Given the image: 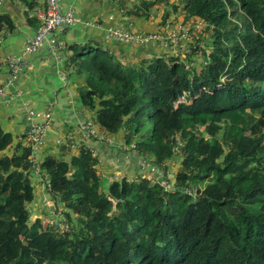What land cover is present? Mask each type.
I'll list each match as a JSON object with an SVG mask.
<instances>
[{
    "label": "trees",
    "instance_id": "16d2710c",
    "mask_svg": "<svg viewBox=\"0 0 264 264\" xmlns=\"http://www.w3.org/2000/svg\"><path fill=\"white\" fill-rule=\"evenodd\" d=\"M19 1L30 16L36 0ZM152 11L191 28L187 58L74 47L64 69L85 77L101 133L164 176L106 184L86 144L49 154L58 213L32 219V149L10 155L0 124V264H264V0H137L131 13ZM14 30L0 14V35Z\"/></svg>",
    "mask_w": 264,
    "mask_h": 264
},
{
    "label": "crops",
    "instance_id": "0c3cea01",
    "mask_svg": "<svg viewBox=\"0 0 264 264\" xmlns=\"http://www.w3.org/2000/svg\"><path fill=\"white\" fill-rule=\"evenodd\" d=\"M61 2L64 9L73 7L80 20L77 27L61 35L65 46L60 56L64 58L65 63L75 56L72 51L74 47L87 49L102 47L117 55L120 60L127 62L157 57L164 53L155 46L144 49L105 41V33L111 27L122 26L141 33L153 32L145 29L158 28L161 16L154 19L152 16L146 20V22L154 20L151 22L152 26H149L143 22L145 19L131 13L134 0H61ZM35 3L34 11L30 16L26 12V5L19 0H2L0 4V14L10 16L15 25L13 32L6 31L0 35V89L8 81L7 61L11 57L23 55L27 40L35 35L40 25L37 11L46 5V0H36ZM170 19L160 26L162 31L160 29L158 32L167 31V23ZM29 63L31 68L20 76L17 88L19 92L15 93L14 89H8V92L12 94L11 99L0 101V124L3 130L13 137L9 149L10 155L16 152V147L27 145L23 139L28 129L23 106V102L27 101L38 113L44 114L49 111L54 113L45 144L34 154L32 152L35 167L41 166L49 154L62 155L63 146H58V141H61L67 146H65L67 155L76 154L82 144L89 145L99 159L98 171L104 181L108 180V184L114 180L125 178L132 180L141 176H151L156 168L153 165H147L127 147L124 143V135L105 136L101 133L99 126L95 123L94 113L81 101L80 89L86 84L85 77L75 75L73 70H69L67 75H64L62 64H59L47 46H43L31 55ZM90 121L95 123L97 131L103 136L102 139L96 137L90 141L84 140L81 129ZM69 147L72 149L70 153H68ZM47 182V176L41 171L38 173V178H33L36 190L30 208L35 218L45 217L43 206H41L45 199V189L38 188L37 185L43 183L41 186L47 187Z\"/></svg>",
    "mask_w": 264,
    "mask_h": 264
},
{
    "label": "built area",
    "instance_id": "2783aa9c",
    "mask_svg": "<svg viewBox=\"0 0 264 264\" xmlns=\"http://www.w3.org/2000/svg\"><path fill=\"white\" fill-rule=\"evenodd\" d=\"M2 0H0L1 4ZM37 18L40 25L37 28L35 35L29 38L24 47L22 56L11 57L7 61L9 76L8 81L3 88L0 89V101H8L12 94L8 89H14L15 93L19 86L20 76L30 69L29 57L34 55L43 46H47L49 52L55 56L62 64V72L65 71V60L61 58L60 52L64 49L65 43L61 39V35L75 27L80 23L79 17L73 7L64 9L61 0H46V5L37 11ZM169 23L167 24V26ZM201 26H197L200 28ZM191 28L187 25H179L171 30V33L165 32H133L124 27H111L105 33V41L113 44H126L133 47H142L148 49L150 46L161 47L164 51L162 56L165 57H184L186 58L191 52ZM186 45V49L181 50V47ZM160 55V54H159ZM14 94V93H13ZM25 112L28 119V129L26 132V146L32 149L34 154L40 147L45 144V139L48 133L49 125L53 120V111L48 113H38L30 107L28 102H23ZM84 140H92L96 137L102 139L103 136L97 131V126L94 122H88L81 129ZM73 141V138H71ZM58 146H66L65 143L58 141ZM89 147V145H87ZM90 148V147H89ZM91 149V148H90ZM94 155V150H92ZM31 161L34 163L33 155ZM148 165V164H147ZM41 166L35 167L37 174L40 173ZM57 224V223H56Z\"/></svg>",
    "mask_w": 264,
    "mask_h": 264
},
{
    "label": "rangeland",
    "instance_id": "374dc122",
    "mask_svg": "<svg viewBox=\"0 0 264 264\" xmlns=\"http://www.w3.org/2000/svg\"><path fill=\"white\" fill-rule=\"evenodd\" d=\"M136 1L137 0H134V2L132 3V5H131V7L133 8V6H134V4L136 3ZM162 8L160 9V12H162ZM153 16V19L154 18H159L160 17V15H157V12H151V16L150 17H152ZM150 17H142L143 19H145V21H143L144 23H147L149 26H152V23L151 22H154V20L152 19V20H150V21H147L146 22V20H148ZM168 21V20H167ZM166 23V22H165ZM169 23V25L167 26V32L168 33H171V30H173V29H175V28H177L179 25L181 26V24H182V20L181 19H179V18H177V16L176 15H172V17H171V19H170V21L168 22ZM167 23V24H168ZM154 24V23H153ZM159 24V23H158ZM171 25H172V27H171ZM161 29V31H162V28L161 27H159L158 26V28H151V29H145V30H147V31H153V32H158V30H160ZM152 46H150L149 48H151ZM186 45H183L182 47H181V50H183V49H186ZM159 49H160V51H162L163 49L161 48V47H159ZM161 55V54H160ZM188 57V56H187ZM186 57V58H187ZM183 59H184V57H182ZM194 59H196L198 62L197 63H199L202 59H199V58H194ZM25 115H26V117H27V114H26V112H25ZM27 122H28V119H27ZM61 154V153H60ZM67 155V154H66ZM70 155L71 154H68L67 156H66V159H68L69 157H70ZM142 159V158H141ZM69 160V159H68ZM145 161V160H144ZM145 163L146 164H148L149 166H151V164H149L148 162H146L145 161ZM171 164V163H170ZM177 171H178V167H171V172H172V174L170 173L169 174V178H171L172 179V184H174V176L173 175H175L176 173H177ZM164 175H163V173H162V171L161 172H157V170L155 169L154 171H152V173H151V176L150 177H148V179H153V178H161V177H163ZM34 177H37L38 178V174L36 173V172H34V174H33V176L31 177L32 179L34 178ZM147 177V176H146ZM115 181V180H114ZM105 183L107 184L108 183V180H106L105 181ZM166 183V182H165ZM43 184V183H42ZM41 184V185H42ZM40 184H38L37 186H38V188H41V189H45V191H44V193H45V199L43 200V203H41V206H43V210H44V214L46 215V212L47 213H50V215L49 216H52V217H56V215H57V213H58V206L59 205H57L56 204V202H55V198L50 194V192H49V189L45 186H41ZM36 190V189H35ZM62 211V209H60L59 210V213ZM32 219H36L35 218V216H33L32 215ZM42 220L44 221V222H46L47 223V218L46 217H44V218H42ZM55 219H52L51 220V222L52 223H54V225H55V223H56V221H54ZM62 226H63V228H66L67 227V225L65 224V222L63 221V224H62Z\"/></svg>",
    "mask_w": 264,
    "mask_h": 264
},
{
    "label": "water",
    "instance_id": "95a60500",
    "mask_svg": "<svg viewBox=\"0 0 264 264\" xmlns=\"http://www.w3.org/2000/svg\"><path fill=\"white\" fill-rule=\"evenodd\" d=\"M66 151H67V148H66L65 146H63V147L61 148V152H62V154H63V153L65 154Z\"/></svg>",
    "mask_w": 264,
    "mask_h": 264
},
{
    "label": "clouds",
    "instance_id": "9594fccd",
    "mask_svg": "<svg viewBox=\"0 0 264 264\" xmlns=\"http://www.w3.org/2000/svg\"><path fill=\"white\" fill-rule=\"evenodd\" d=\"M66 147H67V146H66ZM143 177H145V178H148L149 176H148V177H146V176H143Z\"/></svg>",
    "mask_w": 264,
    "mask_h": 264
}]
</instances>
